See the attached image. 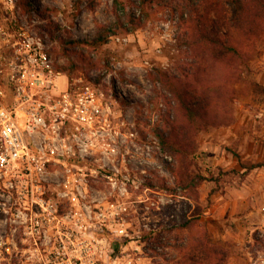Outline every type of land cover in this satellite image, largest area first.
<instances>
[{"label": "rangeland", "instance_id": "obj_1", "mask_svg": "<svg viewBox=\"0 0 264 264\" xmlns=\"http://www.w3.org/2000/svg\"><path fill=\"white\" fill-rule=\"evenodd\" d=\"M77 1L0 0V38H44L62 90L90 86L99 110L89 133L63 132L46 149L40 186L27 189L22 171L21 195L0 184V264L88 250L90 264H187L206 238L222 254L214 264H264V169L242 166L264 162V26L247 36L231 0H207L237 50L218 59L199 47L185 9L203 0ZM129 14L142 27L112 35ZM182 101L198 106L195 118ZM42 199L57 212L33 202Z\"/></svg>", "mask_w": 264, "mask_h": 264}, {"label": "built area", "instance_id": "obj_2", "mask_svg": "<svg viewBox=\"0 0 264 264\" xmlns=\"http://www.w3.org/2000/svg\"><path fill=\"white\" fill-rule=\"evenodd\" d=\"M61 77L49 58L44 38H0V184L18 195V171L26 177L27 189L40 186L35 183L46 175V149L55 153V143L63 132L75 131L72 136L78 139L77 133H89L97 121L95 90L75 83H67L62 90ZM50 134L57 139L47 146L53 139ZM65 148L67 153H74L72 145ZM33 202L45 213L57 212L51 201ZM36 215L34 221L40 224L43 214ZM60 249L68 255L65 245ZM90 256L88 250L55 264H90Z\"/></svg>", "mask_w": 264, "mask_h": 264}, {"label": "trees", "instance_id": "obj_3", "mask_svg": "<svg viewBox=\"0 0 264 264\" xmlns=\"http://www.w3.org/2000/svg\"><path fill=\"white\" fill-rule=\"evenodd\" d=\"M81 2L82 0H78L76 2L78 7H80ZM114 2L117 9L119 5H121V2L120 0H114ZM147 2H149V0H143L144 5ZM230 2L235 9L233 26L236 30L246 32L247 36H255L258 31H261L262 27L264 26V0H231ZM205 4H209L207 0L196 3L193 2L192 6L185 7V9H188L192 13L190 22L197 32V36L199 38V47L202 49V51L210 53L218 59L224 54H237V50L234 47L222 41L224 35L219 29L218 24L209 20L207 14L208 10L205 9L207 7ZM30 8V5L25 7L28 12H31ZM201 9L205 10L202 12L200 11ZM117 20L118 22L114 26V30L111 32L112 35H120L121 32H127L129 34L130 30L125 28L126 23L130 24L133 28H140L143 25V23L137 20L132 14L126 15L124 17L118 16ZM109 37L110 36L108 34L100 35L93 44L99 45L101 43L107 42ZM168 83L173 93H179V89L176 87V85L170 83L169 81ZM182 106L187 112L188 117L191 119L195 118L197 111L199 110L198 106H190L185 101H182ZM160 138L164 146L168 147L169 149H173L176 152L179 151L173 142L167 141L165 134H160ZM242 166L247 169V171L264 169V162L251 164L246 167L245 164H242ZM114 251L119 252V249L116 248ZM218 261H222V254L208 238L204 239L203 243L195 244L185 259L187 264H214V262L216 263Z\"/></svg>", "mask_w": 264, "mask_h": 264}]
</instances>
